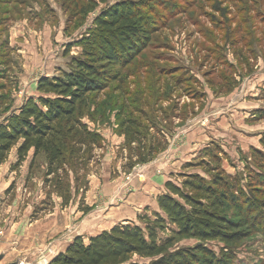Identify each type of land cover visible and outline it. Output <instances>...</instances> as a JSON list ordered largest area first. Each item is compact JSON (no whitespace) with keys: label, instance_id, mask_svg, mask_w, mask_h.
Instances as JSON below:
<instances>
[{"label":"rangeland","instance_id":"1","mask_svg":"<svg viewBox=\"0 0 264 264\" xmlns=\"http://www.w3.org/2000/svg\"><path fill=\"white\" fill-rule=\"evenodd\" d=\"M131 1L149 7L159 26L149 46L131 65H106V70L119 79L110 82L107 90L91 96L83 122L103 137V149L92 153L86 150L79 159L69 155L64 164L54 168L55 174L48 176L46 156L41 154L34 159L33 151L19 169L13 170L16 147L0 168V264H49L67 250L74 237L79 235L87 244L92 235L101 231L95 228L96 221L105 224L104 213H111L113 207L126 200L136 180L145 182L149 176L146 174L154 168L144 170L148 165L145 163L128 170L131 148L139 146L130 147L123 135L131 128L141 130L147 143L156 137V132H164L165 140L158 139L167 144L166 150L149 163L168 150L169 154L175 151L177 157L188 154L191 158L186 164L190 168L181 169L186 174L210 179L212 171L218 169L240 180L247 199L243 202L255 200L264 204V164L254 157L258 152L264 154V130L247 140L249 146L245 144L237 150V142L229 137L224 138L225 145L201 143L199 133L208 123L201 119L187 121L191 116L190 100L204 98L207 91L211 93L208 80L215 81L220 75H235V79L239 75L240 67L231 66L236 51L231 45H239L243 31L250 28V32H256L259 28V36L264 37V0H0V123L27 102L38 99L36 82L41 78L77 71V62L86 59V49L94 51L85 48L88 44L84 43L96 31V20L115 5ZM91 7L95 10L88 12ZM240 21L238 38L226 40L225 33H235ZM258 34H254L256 39ZM256 55L257 52L255 58ZM235 83L239 85L238 78ZM247 87L249 81L245 90ZM259 97L264 101V88ZM261 113L264 110L257 117ZM182 114V121H174ZM184 124L195 130L188 127V131H183L187 128ZM192 135L194 141L189 143ZM199 142L201 146L194 149ZM77 160L76 171L73 165ZM181 170L178 168L177 177L172 179L177 185L183 182ZM227 213L237 216L234 209ZM143 217L152 222L154 214L140 218ZM250 217L256 232L233 249L234 264H264V209L254 208ZM140 218L136 226L145 229L147 222ZM167 227L159 232V241L174 239L170 253L194 250L200 245L194 239L174 238L175 228L169 224ZM205 246L217 254L224 247L219 242ZM157 261L159 257L135 255L126 264Z\"/></svg>","mask_w":264,"mask_h":264},{"label":"trees","instance_id":"2","mask_svg":"<svg viewBox=\"0 0 264 264\" xmlns=\"http://www.w3.org/2000/svg\"><path fill=\"white\" fill-rule=\"evenodd\" d=\"M94 10L95 7H91L88 12ZM148 10L149 7L143 3L131 1L119 3L105 11L95 22L96 31L85 39L87 41L84 44H88L85 48L94 51L86 49L83 53L86 59L77 62V71L61 77H43L38 81V99L27 102L16 114L0 123V168L16 147L17 162L13 170L19 169L33 151L34 159L41 154L46 156L48 176H53L54 168L64 164L69 155L74 154L79 159L86 150L92 153L103 149V137L91 130L83 118L89 110L91 96L107 90L110 82L119 79L118 75L106 70V65L126 68L151 43L159 24L153 21L152 12ZM241 24L240 21L235 33L226 32L225 39H237ZM249 29L243 31L238 46L236 43L231 45L236 50L233 54L234 65L231 66L240 67L239 75L235 79V75H220L215 81L208 80L209 90L214 95L231 92L240 74L245 70L251 71L256 58H264V37L259 36V28H254L256 32H250ZM255 33L259 36L257 39ZM255 39L257 41L252 46ZM6 42L9 43V36ZM8 46L4 45L5 48ZM216 61L219 59H214ZM206 97L205 92L204 98L191 99L188 115H194L197 107L203 108ZM182 118L183 114L174 118V121L180 122ZM258 118L264 119V113ZM127 132L123 135L129 146L139 144L136 149L131 148L133 154L131 152L129 171L137 165L153 161L166 150L167 144L163 145L160 141L165 140L163 131L156 132V137L150 143H147V136L140 133L141 130L131 128ZM254 157L264 164V154L258 152ZM77 164L78 160L73 165L76 171ZM261 169L264 170V165ZM181 175L183 182L180 185L167 182L166 193L158 198L162 215L155 214L152 222L147 217L140 218L142 222H147L145 229L130 224L117 225L90 238L87 244L82 237H77L64 253L56 256L49 264H126L135 255L142 258L159 257L156 264H234L236 255L233 249L256 232V224L250 216L254 208L264 209V204L259 205L255 200L252 203L243 202L247 199L240 180L218 169L212 171L210 179L200 174ZM60 194L63 196L62 189ZM66 201L64 199V203ZM231 209L235 210L236 217L228 215ZM168 224L175 228L174 238L194 239L200 245L194 250L170 253L169 248L174 239L159 241V232L167 229ZM208 242H219L224 247L217 254L205 246Z\"/></svg>","mask_w":264,"mask_h":264},{"label":"crops","instance_id":"3","mask_svg":"<svg viewBox=\"0 0 264 264\" xmlns=\"http://www.w3.org/2000/svg\"><path fill=\"white\" fill-rule=\"evenodd\" d=\"M10 40L12 42V38ZM238 80L239 85L228 94L214 95L212 92L209 93L207 91L203 108L197 107L196 110L198 112L188 118V123L196 122L199 119L201 121L205 120V124L208 123L206 125L207 129L202 128L199 133L201 143L206 142L205 144L208 145V143L218 142L225 145L224 138L229 137L237 142L236 148L240 150L239 148L243 149L245 144L249 146L247 143L248 139L256 138L254 135L264 130V119L257 117V114L261 110H264V101L259 97L260 89L264 88V58L259 57L251 71H243L238 77ZM247 81H249V87H247L249 89L246 88L247 90H245ZM37 85L38 81L36 82ZM193 118L194 120H191ZM184 126L187 127L186 130H183L185 132L189 128H193L191 125L184 124ZM193 130L195 129L193 128ZM190 138L189 143L194 141L193 135ZM201 143L199 142L194 149L201 146ZM167 154H169V150L166 153H162L157 160L148 163L144 167V170L154 167L151 174H146L149 175L148 180H146L147 182L136 180L135 184L132 185L133 189L129 190V196L126 200L113 207L111 213L108 212L109 215L106 212L104 213L107 218L105 224L108 226L102 224L100 221H96L95 228H101V231L95 233L92 237L109 231L117 225H137L139 224L138 218L141 215L152 214L153 216V214H160L158 198L166 193V183L173 181L172 179L177 177L178 168L180 170L185 168V171H188L190 168V164H186L190 162V155L187 154L182 158L181 156L177 157L175 151H172L169 155ZM185 171L181 170L180 172L181 174H186ZM93 183L92 181V184H90L89 201L92 200L93 191L91 187ZM101 199L104 200L105 197ZM77 237L80 236L78 235ZM77 237H74V239Z\"/></svg>","mask_w":264,"mask_h":264}]
</instances>
